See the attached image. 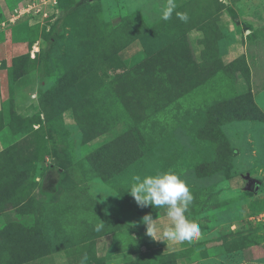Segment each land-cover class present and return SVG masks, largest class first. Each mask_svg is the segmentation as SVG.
<instances>
[{
	"label": "rangeland",
	"instance_id": "rangeland-1",
	"mask_svg": "<svg viewBox=\"0 0 264 264\" xmlns=\"http://www.w3.org/2000/svg\"><path fill=\"white\" fill-rule=\"evenodd\" d=\"M175 2L187 22L167 0H0V264H264V122H219L247 91L264 112V0ZM165 171L190 241L148 236L166 209L127 191Z\"/></svg>",
	"mask_w": 264,
	"mask_h": 264
},
{
	"label": "clouds",
	"instance_id": "clouds-1",
	"mask_svg": "<svg viewBox=\"0 0 264 264\" xmlns=\"http://www.w3.org/2000/svg\"><path fill=\"white\" fill-rule=\"evenodd\" d=\"M176 8L175 0H167L161 19L170 20L175 12L180 21L187 22L188 14L176 11ZM127 191L141 208L151 205L155 208L166 209L170 226L164 227L162 231L158 226L157 219H153L151 215H145L142 218V222L147 226V235L152 239L165 242H185L200 235L199 224L186 215L193 202L190 187L176 173L165 171L144 177L134 176L133 183ZM103 227L104 223L101 221L96 225L95 230L99 232ZM87 259L88 257L85 255L81 264H85Z\"/></svg>",
	"mask_w": 264,
	"mask_h": 264
},
{
	"label": "trees",
	"instance_id": "trees-1",
	"mask_svg": "<svg viewBox=\"0 0 264 264\" xmlns=\"http://www.w3.org/2000/svg\"><path fill=\"white\" fill-rule=\"evenodd\" d=\"M205 23H206V19L204 20V17H203L200 20V22L198 23V25H201L203 31L205 32V36L204 37L206 38V33L208 31V27L206 26V24H208V23H206V24ZM205 38H203V40H202L203 45H205V43H204ZM160 49H161V47H158L156 50L160 51ZM155 56H157V52H156ZM34 61L35 60H31V62H34ZM242 97H243L242 99H244V98L250 99V102H248V108H246L245 111H244L245 115L242 116V117H239L240 116L239 114H242L243 111H240V109H238V110L235 109L234 113L233 114H229L227 117H224L223 121H221L222 120L221 117L219 118L220 125L222 123L232 122V121H235V120H242V119H245V120L246 119H251V120H253V118L257 119V121L264 122V112L259 108V106L256 104V102L253 100L251 92L247 91L246 93H243ZM243 106L247 107L245 104ZM146 107H148V106H146ZM217 120H218V118H217ZM220 125H218V126L213 125L214 126L213 130L215 131L216 134H219L224 139V143H226L227 152L230 153L229 154L230 156L231 155L233 156V154L236 152V150L234 148L230 147V145L228 143V140H227V137L225 136V134L221 130ZM128 137H130V136H128ZM128 137H123V138H128ZM162 139H164V138L158 139L157 142H160ZM112 142H113V144H111V146H114L116 144V140H115V142L114 141H112ZM107 144H105V145H107ZM129 144H134V142H130ZM105 145H103V146H105ZM134 145H137V144L135 143ZM135 152L138 155L139 154L142 155L144 150L139 146V147L135 148ZM129 154H130L129 152H125L123 154V156H120V158H122V159H120V162L122 163L123 166H124V164H127L129 161L132 160V157ZM149 154H148V156H149ZM152 155H153V152H152ZM152 155L150 154V156H152ZM230 168H231V162L228 163V165L224 168V170H226L227 173H228ZM221 169L222 168H216L215 171L216 170H221ZM98 176L103 178L104 180H108L109 179L108 175H106L107 177H104L102 175H98ZM116 178H117V175H115V179ZM119 178L123 179V177H119ZM43 252H45V254H41L40 256L50 255L54 251H37V255H39L40 253H43ZM174 263H175V260L173 259V260H170L168 264H174Z\"/></svg>",
	"mask_w": 264,
	"mask_h": 264
},
{
	"label": "crops",
	"instance_id": "crops-1",
	"mask_svg": "<svg viewBox=\"0 0 264 264\" xmlns=\"http://www.w3.org/2000/svg\"><path fill=\"white\" fill-rule=\"evenodd\" d=\"M249 31V30H248ZM261 93H264V90H263V92H261ZM254 96H255V99H256V102H257V97H256V92L254 93ZM258 104V103H257ZM259 105V104H258ZM121 255H123V254H121ZM121 255H118V256H121ZM133 258V257H132ZM180 260V259H179ZM185 262H186V260L183 258V259H181V261H178L177 263H176V260H175V263L174 264H185ZM130 263V262H129Z\"/></svg>",
	"mask_w": 264,
	"mask_h": 264
}]
</instances>
